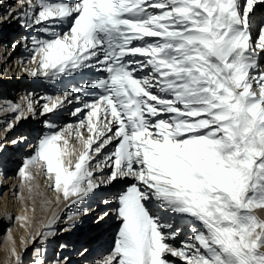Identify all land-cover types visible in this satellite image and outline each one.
<instances>
[{"label":"snow or ice","instance_id":"snow-or-ice-1","mask_svg":"<svg viewBox=\"0 0 264 264\" xmlns=\"http://www.w3.org/2000/svg\"><path fill=\"white\" fill-rule=\"evenodd\" d=\"M260 5L264 0H15L0 12V27L15 22L32 33L10 45L25 49L19 63L29 77L59 83L99 73L56 95L28 92L0 104L5 133L44 117L46 130L29 144L17 175L30 194L39 187L36 175L44 176L67 210L60 231L91 211L81 206L98 189L128 181L101 201L115 207L96 223L111 212L118 227L97 264H264V216L256 212L264 210ZM66 105L75 123L57 122ZM21 142L27 137L11 141ZM28 211L9 217L27 230L20 251L13 240L14 262L24 264L32 246V264H46L64 210L40 227Z\"/></svg>","mask_w":264,"mask_h":264},{"label":"bare ground","instance_id":"bare-ground-1","mask_svg":"<svg viewBox=\"0 0 264 264\" xmlns=\"http://www.w3.org/2000/svg\"><path fill=\"white\" fill-rule=\"evenodd\" d=\"M15 0H7V3L0 7V12L7 9L9 4H14ZM259 14L254 19H264V5L257 7ZM257 12V13H258ZM32 33L21 28L19 24L13 22L0 27V104L5 101L20 102L21 97L28 92H35L38 95H43L50 92V90L56 89L59 83H52L43 78H31L24 71V67L19 63L20 58L27 57V53L23 47H17L15 50L10 48L11 43L18 39L21 35H31ZM5 35V38H3ZM4 45H9L7 52ZM11 53L10 55L8 53ZM19 74V75H18ZM99 73L95 70L86 72L83 76L77 75L76 77L64 78L63 85L66 86L62 91L77 88L83 85L86 81L91 80L93 77L98 76ZM61 91V92H62ZM59 93V92H58ZM53 94H57L53 92ZM72 105H66L61 110V114L57 119L58 123H75L76 118L69 115ZM10 119V116L7 117ZM44 117H31L26 120H21L16 126L7 133L4 132L3 121L6 119L5 114L0 112V264H15L14 258L11 253L13 246V240L17 251L21 250V237H27V230L25 227H21V221L15 219H9V217H15L17 215L25 214V206L29 209L27 215L34 220L35 226L40 227L43 223L47 222L48 217L54 210H64L62 215V221L57 224V235L46 244V264H52V261L67 256L69 258V264H89V259L95 254L106 250L111 247L112 240L111 235L118 226V221L113 213H109L101 222L96 223V218L110 208H114V204L105 205L101 201L108 195L115 194L126 186L128 181H117L108 187H101L87 200L84 207H89L91 211L83 216L81 222L76 223L75 228L71 231L63 232L60 229L65 227L63 219H66L67 210L65 205L60 204L56 209L52 207L51 211L47 213L46 209H39L36 205H33L27 198L25 186L21 187L20 177L17 175L18 169L22 164L23 159L31 153L29 144H33L36 141L37 135L42 130L41 125ZM29 126H32L31 130H27ZM34 133L33 139L28 143L29 137ZM11 134L16 136L11 140L7 139ZM20 137H27V142H21L13 145L12 140ZM32 142V143H31ZM111 150V149H109ZM107 171V170H106ZM14 188L22 192L23 200L19 199L14 194ZM94 197V201L92 200ZM49 201L55 203L54 195L49 197ZM56 204V203H55ZM35 207V213L33 214L30 209ZM83 207L81 208V211ZM258 215L264 216V210L257 209ZM79 220V221H80ZM182 223V222H181ZM82 225L80 228L79 226ZM78 227V228H76ZM9 229L11 232L9 233ZM31 230V229H29ZM6 231L9 234V240L4 241L1 239L2 232ZM181 239H184L182 235L175 242L179 245ZM3 242V243H2ZM61 243H67L69 247L67 249H61L59 245ZM95 243H98L95 245ZM87 249L83 255L81 252ZM34 248L29 246L24 253V264H32ZM170 259H175L171 258Z\"/></svg>","mask_w":264,"mask_h":264},{"label":"rangeland","instance_id":"rangeland-1","mask_svg":"<svg viewBox=\"0 0 264 264\" xmlns=\"http://www.w3.org/2000/svg\"><path fill=\"white\" fill-rule=\"evenodd\" d=\"M258 11H256V17H257V14H259V12L257 13ZM259 20H261V18L260 19H257V22L259 21ZM254 30H255V26H254ZM3 38H5V35H3ZM1 42H4V40H1ZM0 42V43H1ZM64 79H62L60 82H62L60 85H58L57 86V88L56 89H53V90H50V92H48V94H51V95H56V94H53V92H55V93H57L58 94V92L60 93L66 86H64L63 85V83H64ZM44 119V118H43ZM32 118H31V123H32ZM41 125L43 126V124L41 123ZM3 128H4V125L2 126ZM31 128H32V126H29L28 127V129H26V131L28 130H31ZM46 129L44 128V126H43V128H42V130L40 129V132L38 133V135H37V137L39 136V135H41L44 131H45ZM33 134H32V136L31 137H29V140H28V143L33 139V136H34V131L32 132ZM16 136L14 135H12L11 134V136L7 139V141H9V140H11L12 138H15ZM32 143V142H31ZM79 145H77V149H79ZM21 166V165H20ZM34 172H35V170H34ZM33 183V186H34V188H35V186L36 185H38L39 187L38 188H35V191L33 192V193H29L28 192V188L25 186V188H26V191H25V194H26V196H27V198H28V200L33 204V205H36L39 209H46V211H47V213L49 212V211H51V209H52V207L53 206H55V208L57 209L58 208V206L60 205V204H57L56 202V204L55 203H51L50 204V206H48V205H46L45 203H44V201H49V197L51 196V195H54V193H52L50 190H48V189H46V187H45V178H44V176L43 175H36V177H35V180L32 182ZM37 193H39V194H37ZM93 201H94V197H93V199H92ZM88 204H84L83 206H81V208L82 207H84V206H87ZM78 222H81V220L80 221H78ZM77 222V223H78ZM82 225H80L79 226V228L81 227ZM118 227V226H117ZM117 227H116V229H117ZM76 228H78V227H76ZM116 229L113 231V234L111 235V240H112V245H113V242H114V238H115V232H116ZM1 239L3 240V242L4 241H8L9 240V234L6 232V231H4V232H2V237H1ZM2 242V243H3ZM96 244H98V243H95V245ZM112 245H111V247H112ZM111 247H109V248H107L106 250H104V251H102V252H99V253H95L90 259H89V264H97V261H101V260H103V258L108 254V252L111 250Z\"/></svg>","mask_w":264,"mask_h":264}]
</instances>
